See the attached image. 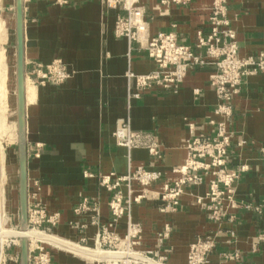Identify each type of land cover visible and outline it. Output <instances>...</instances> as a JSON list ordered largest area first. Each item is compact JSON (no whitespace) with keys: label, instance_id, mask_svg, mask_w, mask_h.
<instances>
[{"label":"crops","instance_id":"1","mask_svg":"<svg viewBox=\"0 0 264 264\" xmlns=\"http://www.w3.org/2000/svg\"><path fill=\"white\" fill-rule=\"evenodd\" d=\"M211 3L139 0L137 4L143 7L150 37L174 31L180 41L193 47L197 30L208 29ZM14 4L2 0V8L8 11L9 48L15 40ZM119 12L107 8L104 0L65 5L53 0H23L24 74L29 85L24 93L28 206L38 203L48 216L55 217L54 224L44 223L50 234L80 247H92L100 226L123 236L128 217L124 214L114 220L108 207L111 193L98 184L99 176L125 174L129 164L142 166L163 175L148 186L147 196L130 207L131 220L141 226L139 249L155 251L165 257L166 264H188L190 245L198 237L210 236L214 246L205 264H264V70L243 77L227 124V165L235 170L245 166L234 183L238 206L226 203L225 216L210 220L197 201L208 190V175L201 184L184 187L175 209L163 212L162 186L178 177L172 168L185 162L187 141L194 135L210 134L209 120L218 119L213 114L218 100L209 84L213 66L188 71L174 89L152 86L128 102V93L136 91V86L127 72L145 74L154 71L156 64L145 49L115 34ZM227 17L235 32L238 55H264V0H228ZM53 60H60L70 76L58 84L36 82L32 74L35 64ZM12 109L16 123V108ZM125 120L132 130L151 135L158 155L146 147L128 149L116 143L113 132ZM189 123L194 125L192 130ZM16 153L8 187L13 186V178L17 180L14 186L18 185V148ZM133 189L137 193L138 185ZM121 190L126 194L124 187ZM83 198L98 207L95 222L92 212L74 211ZM18 217L19 208L12 205L10 224L18 227ZM166 224L170 231L160 239L158 234ZM28 246V264H36L39 247L48 253L50 264H103L46 242L29 241ZM235 253L238 256L231 258ZM1 257V264H19V243L6 246Z\"/></svg>","mask_w":264,"mask_h":264},{"label":"built area","instance_id":"2","mask_svg":"<svg viewBox=\"0 0 264 264\" xmlns=\"http://www.w3.org/2000/svg\"><path fill=\"white\" fill-rule=\"evenodd\" d=\"M57 4L65 5L69 1L53 0ZM139 0H104L107 8L119 9L122 13L116 15L114 32L117 36H124L129 43L135 42L138 48L145 49L147 55L155 62L156 69L145 74H136L129 70L128 78L135 80L136 91L128 93L130 98H139L140 93L152 86L164 89H174L181 83L187 72L205 65L213 66L209 75V84L213 87L218 100L213 114L218 119H210L212 127L210 134L192 136L186 143L187 156L182 165L172 168L178 177L171 183L162 186L164 203L161 211L168 212L178 205L183 188L196 186L210 175L208 190L203 198H197L198 203L208 211L210 220L219 221L225 216V204L237 207L234 199V183L239 178V170L230 169L227 165L230 133L227 124L232 116V100L239 92L244 76L264 70V55L240 57L235 32L230 26L227 17L228 0H212L209 15L208 29L204 32L197 30L195 43L192 46L178 39L174 31L158 32L150 37L148 24L144 18L143 7ZM161 4L184 3L187 0H159ZM32 74L38 83L50 82L58 84L70 76L66 66L60 60H53L46 65L35 64ZM192 130L194 125L188 124ZM113 135L116 143L128 149L146 147L153 155H158L155 141L151 135L132 130L129 120L122 121L115 128ZM264 165V157H263ZM162 172L148 170L142 166L133 168L131 164L125 174H101L98 184L111 193L108 207L114 220L127 214L126 231L123 236L111 232L100 226L94 237L92 248L117 253L118 257L99 259L103 264H166L165 257L153 250L139 249L141 241V226L133 222L129 216L133 202H139L148 195L147 189L159 180ZM134 184L139 190L135 193ZM125 188L126 194L121 190ZM135 193V194H134ZM250 208L249 204H243ZM76 213L90 211L94 214V221L98 217V207L89 204L86 198L74 209ZM54 224L55 217L48 216L38 203L28 206V226L32 229L48 231L44 223ZM170 231L168 224L164 225L158 236L166 237ZM49 233V232H48ZM214 246V237H198L189 248L188 264H205L206 256ZM36 256V264H50V258L42 247ZM235 253L231 258L237 257ZM99 261L98 259H96Z\"/></svg>","mask_w":264,"mask_h":264},{"label":"rangeland","instance_id":"3","mask_svg":"<svg viewBox=\"0 0 264 264\" xmlns=\"http://www.w3.org/2000/svg\"><path fill=\"white\" fill-rule=\"evenodd\" d=\"M11 1L14 2L13 0H11ZM7 12H8L7 10L2 8V0H1L0 17L3 20L4 25H5V28H4L5 39L3 41L2 46L4 48L5 64H6L5 65L6 66L5 67L6 68V76L8 79V81H7V93H8V95L6 98L7 99L6 100V108H7L6 119L10 125L14 126V131H13V137L11 139H9L8 137H5V136H2L1 137L2 139H0V143L3 147L4 158H5L4 168L2 170V178H1L0 186H1V190H2V192H1L2 201L5 204V208L3 209L4 210L3 211V214H4L3 218L5 219V222L3 223V226L6 229L8 228V230L11 231L12 234H14L19 229L14 224H10L9 214L11 213L12 205H15L16 208L18 206V208H19L18 185H17V187L14 186V184H16V181H17L14 178H13V184H12L13 186L8 187L7 183L10 182L9 181L10 179H12L11 178L12 177L11 172L12 171L14 172V170H13L14 165L12 163L14 162L13 161L15 159L14 157L17 154L16 153L17 148L15 147L16 143H17L16 123L14 121H12L13 113L15 112L14 109H12V108H16V51H15V54L13 55V52L15 49L14 48V46H15L14 45L15 44L14 38L12 39V44H11L10 48L7 46L8 43L6 42L7 41V23H8V20L6 17ZM12 12L14 13L13 9L11 10V13ZM6 21H7V23H6ZM14 34H15V24H14ZM7 52H11V55H13L12 56L13 59L10 56V54H8ZM14 86H15V88H14ZM13 88L15 90V93H14L15 94V100L12 102V97H10V95L11 94L13 95ZM11 102L13 105L11 104ZM13 120H14V117H13ZM14 133H15V136H14ZM9 173L11 174V176L9 175V178H8ZM16 176H17L16 173H14V177H16ZM18 220H19V217H18ZM27 240L29 242L28 238H27ZM3 241L4 242L1 243L2 248L0 251V264H1V258H2L1 256H3L5 254V247L10 246L12 244H18L19 238H18V236L11 235L8 238H6V240L4 239ZM44 241H46V240H44ZM64 248H66V247H64ZM67 249H69V248H67ZM69 250H71V249H69ZM2 264H4V261H2Z\"/></svg>","mask_w":264,"mask_h":264},{"label":"bare ground","instance_id":"4","mask_svg":"<svg viewBox=\"0 0 264 264\" xmlns=\"http://www.w3.org/2000/svg\"><path fill=\"white\" fill-rule=\"evenodd\" d=\"M1 1V0H0ZM23 3V0H22ZM1 7V4H0ZM5 25L3 20L0 17V139H2V136L8 137L9 139H11L13 137V131H14V126L10 125L7 122L6 119V98H7V76H6V64H5V54H4V48L2 46L3 41L5 39ZM16 48V47H15ZM24 60V59H23ZM16 87H17V80H16ZM23 88H24V93L25 90L28 91L29 90V85L28 82H25V74H24V82H23ZM16 109H17V91H16ZM16 118H17V112H16ZM16 129H17V119H16ZM15 136V133H14ZM17 140H18V133H17ZM4 162H5V158H4V151H3V147L0 143V183H1V178H2V170L4 168ZM1 186H0V251H1V243L4 242L3 240L6 238H8L11 235L14 236H18V238L21 237H26L29 239V241H34L35 243H42V242H46L48 244L54 245V246H60V247H66L69 248L71 250H73L74 252H78L80 254H84L87 257L89 256V258H97V259H106L109 260L110 258H115L118 257L117 253H113V252H108V251H102V250H98L92 247H80L78 246L76 243H71V241H67L63 238H60L54 234H50V233H45L41 230H37V229H30L29 226L24 229V230H17L14 234H12L11 231L8 230V228L6 229L3 226V223L5 222V219L3 218V209L5 208V204L2 201V197H1ZM11 230V229H10ZM46 240V241H44ZM66 242H63V241ZM39 241V242H38ZM69 242V243H67ZM60 243H62L63 245H60ZM75 244V245H73Z\"/></svg>","mask_w":264,"mask_h":264},{"label":"water","instance_id":"5","mask_svg":"<svg viewBox=\"0 0 264 264\" xmlns=\"http://www.w3.org/2000/svg\"><path fill=\"white\" fill-rule=\"evenodd\" d=\"M15 8V47H16V80H17V148H18V197H19V223L18 229L28 227V200H27V147H26V121L24 99V60H23V3L14 0ZM29 242L26 237H19L20 259L19 264L29 263Z\"/></svg>","mask_w":264,"mask_h":264}]
</instances>
